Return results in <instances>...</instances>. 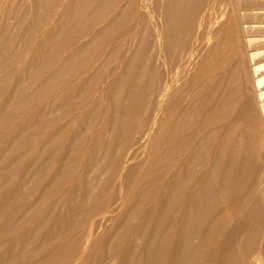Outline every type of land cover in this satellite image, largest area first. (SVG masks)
I'll return each instance as SVG.
<instances>
[{
  "label": "bare ground",
  "instance_id": "obj_1",
  "mask_svg": "<svg viewBox=\"0 0 264 264\" xmlns=\"http://www.w3.org/2000/svg\"><path fill=\"white\" fill-rule=\"evenodd\" d=\"M30 1L0 0V264H264V0Z\"/></svg>",
  "mask_w": 264,
  "mask_h": 264
},
{
  "label": "rangeland",
  "instance_id": "obj_2",
  "mask_svg": "<svg viewBox=\"0 0 264 264\" xmlns=\"http://www.w3.org/2000/svg\"><path fill=\"white\" fill-rule=\"evenodd\" d=\"M13 1H14V3H16L15 5L18 6V7H17L18 10H23L24 12H27V11H28V12H27V13H28V14H27V17H28V16H29V13L32 11L31 1H30V0H20V1H18V0H13ZM17 1H18V2H21V3L19 4ZM28 1H30V2H28ZM22 2H23V5H24V6L22 5ZM26 2H27V3H26ZM28 3H29V4H28ZM17 4H18V5H17ZM27 4H28V7H27ZM20 5H22L23 7L20 6ZM25 5H26V7H25ZM22 8H23V9H22ZM29 10H30V12H29ZM227 10H228V9H227ZM227 13H228V11H227ZM28 18H29V17H28ZM12 21H13V20H10V22H9V21H8V22H9L10 24H12V25H11V26L13 27V28H12V31L14 32V29H16V28H14V27H15V26H13V25H14V21H13V23H12ZM157 22H158V21H157ZM10 24H9V25H10ZM158 24H159V23H158ZM37 40H38V39H37ZM263 126H264V125L261 124L260 127L262 128ZM263 137H264V135H263ZM127 166H128V164L125 165V167H127ZM124 172H125V171H124ZM262 180H264V175H263V177H262ZM118 205H119V204H118ZM113 216H115V217L117 216V218H118V217H119V213L115 212V213L113 214ZM98 235L100 236V235H101V232H100ZM98 235H97V237L94 236V238L97 239V238H98ZM94 238H93V239H94ZM93 239H92V240H93ZM88 246H89V244H88L86 247H88ZM112 264H114V263H112Z\"/></svg>",
  "mask_w": 264,
  "mask_h": 264
}]
</instances>
